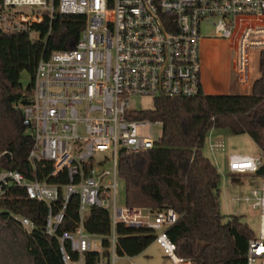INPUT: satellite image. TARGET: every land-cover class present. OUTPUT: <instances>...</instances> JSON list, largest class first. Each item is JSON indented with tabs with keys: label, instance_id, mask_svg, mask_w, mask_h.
<instances>
[{
	"label": "built area",
	"instance_id": "2783aa9c",
	"mask_svg": "<svg viewBox=\"0 0 264 264\" xmlns=\"http://www.w3.org/2000/svg\"><path fill=\"white\" fill-rule=\"evenodd\" d=\"M55 12L82 14L84 29L71 49L41 57L32 94L19 105L32 144L27 159L49 164L46 179L27 180L18 170L0 169V197L11 186L48 206L44 232L60 242L63 264H104V241L114 254L115 227H144L174 264H192L176 254L167 228L177 219L172 208L117 204L121 152L137 154L156 146L158 120L133 118L131 97L178 98L202 93L200 26L211 23L214 36L227 39L237 52L241 86L249 84V51H264V0H3L0 25L7 31L28 30ZM50 27L48 29V33ZM36 38V33H31ZM224 151L222 141L210 142ZM1 156V155H0ZM231 174L251 175L264 164V152L228 155ZM111 162V169L104 167ZM64 177L66 182H50ZM78 198L79 222L73 231L57 229L70 199ZM61 206L53 212V203ZM257 212L258 234L248 241L247 264H264V178L232 197ZM92 207L109 211L111 234L88 233L83 226ZM30 233L34 223L13 215Z\"/></svg>",
	"mask_w": 264,
	"mask_h": 264
},
{
	"label": "trees",
	"instance_id": "16d2710c",
	"mask_svg": "<svg viewBox=\"0 0 264 264\" xmlns=\"http://www.w3.org/2000/svg\"><path fill=\"white\" fill-rule=\"evenodd\" d=\"M85 23L82 14L55 12L51 20L45 16L28 30L7 31L0 25V169L18 170L27 180L46 179L51 166L40 162L34 166L27 159L32 139L22 124L19 105L32 94L40 58L73 48ZM259 67L260 76L250 85L249 94L202 92L193 97L156 98L152 108L132 114L133 118L158 120L162 126L154 148L119 155L125 204L172 208L177 219L167 228V235L176 245L177 256L192 264H247L248 241L254 232L239 216L222 213L220 174L202 147L212 128H227L233 135H248L264 152V51ZM24 72L30 77L25 89L21 84ZM241 175L264 178V164L256 173ZM49 181L66 182L63 176ZM78 205L73 196L57 235L77 227ZM60 206L61 197L53 203V212ZM47 211L45 203L27 197L25 188L6 190L0 197V264H63L58 238L44 232ZM13 215L27 217L35 228L27 233ZM83 226L88 233L109 236V211L92 207ZM115 237L114 254L135 256L154 242L155 234L119 223ZM104 246V264H110V243L105 240ZM86 259L94 264L95 254L88 253Z\"/></svg>",
	"mask_w": 264,
	"mask_h": 264
},
{
	"label": "rangeland",
	"instance_id": "374dc122",
	"mask_svg": "<svg viewBox=\"0 0 264 264\" xmlns=\"http://www.w3.org/2000/svg\"><path fill=\"white\" fill-rule=\"evenodd\" d=\"M200 58L202 65V73L212 91H220L219 94H240L250 93V85L260 76V51H249V84L241 86L238 83L236 72L237 52L230 46L227 39L215 37L214 28L211 23L203 22L200 26ZM30 81V77L25 72L21 75V84L23 89L26 88ZM206 91V90H205ZM153 99L150 97H131L130 104L132 108L149 109L153 107ZM161 127H154L155 138H159ZM222 141L225 146L224 151H212L209 148L210 142ZM202 152L216 166L220 174V208L224 215L239 216L244 222L248 223L252 228L254 235L258 234V226L254 223V219L248 216H241L242 212L249 214L248 207L243 204H236L232 197L235 194H241L250 187L258 184L259 178L247 175H232L228 170V155L231 152L243 154H257L259 149L251 138L244 134L233 135L227 128H212L205 139ZM105 169H111V162L107 163ZM117 204L125 205V185L122 178H117ZM110 264H174L166 257L162 249L155 242L151 243L144 251L135 256H118L111 255Z\"/></svg>",
	"mask_w": 264,
	"mask_h": 264
},
{
	"label": "crops",
	"instance_id": "0c3cea01",
	"mask_svg": "<svg viewBox=\"0 0 264 264\" xmlns=\"http://www.w3.org/2000/svg\"><path fill=\"white\" fill-rule=\"evenodd\" d=\"M201 85H202V92L204 93V94H219V93H223V92H218V91H212V90H210V92H208L209 90V88L207 89V87H209L208 85H207V83H206V81H205V77H204V75H203V73H202V71H201ZM206 90V91H205ZM237 136H239V135H237ZM242 136H244V134L242 135ZM258 148V147H257ZM215 165V164H214ZM248 210H249V214L247 213L246 214V212L244 213V212H242L241 213V216H243V217H245V216H248V217H250V218H253L254 219V223L258 226V216H257V212H255V211H253V210H251L250 208H248ZM243 221V220H242ZM248 224V223H247ZM248 226H249V224H248ZM250 227V226H249ZM251 228V227H250ZM252 229V228H251ZM258 264V263H257Z\"/></svg>",
	"mask_w": 264,
	"mask_h": 264
}]
</instances>
